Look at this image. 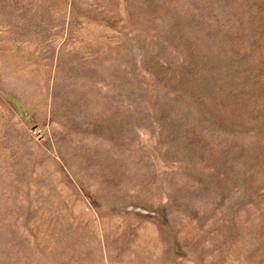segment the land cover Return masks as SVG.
I'll return each instance as SVG.
<instances>
[{
	"label": "rangeland",
	"instance_id": "1",
	"mask_svg": "<svg viewBox=\"0 0 264 264\" xmlns=\"http://www.w3.org/2000/svg\"><path fill=\"white\" fill-rule=\"evenodd\" d=\"M0 264H264V0H0Z\"/></svg>",
	"mask_w": 264,
	"mask_h": 264
}]
</instances>
